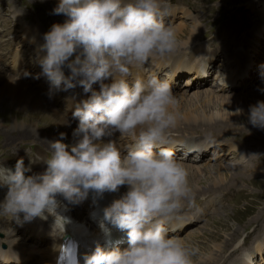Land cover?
<instances>
[{
  "label": "clouds",
  "instance_id": "9594fccd",
  "mask_svg": "<svg viewBox=\"0 0 264 264\" xmlns=\"http://www.w3.org/2000/svg\"><path fill=\"white\" fill-rule=\"evenodd\" d=\"M52 12L67 19L43 34L42 72L55 89L80 86L91 94L72 111L78 120L73 136L78 139L66 144L61 133L60 139L49 141L51 154L43 173L26 176L31 169L22 158L14 170L0 165V186L7 187L0 218L19 221L22 214L31 221L51 216L52 229L64 233L71 220L62 209L83 202L89 194L95 204L104 193L126 186L119 199L101 210L99 227L105 237L111 235L105 222L126 233L128 247L106 249L97 243L84 255V264H194L198 250L170 236L166 227L193 197L188 170L171 148L164 147L179 118L176 97L169 82L155 75L129 82L150 60L176 54L180 42L164 19L169 5L165 0H59ZM19 78L12 75L10 83ZM97 83L99 91L93 89ZM248 122L264 130V101L249 107ZM116 133L130 139L126 149L112 139L99 143ZM10 237V230L0 237V245H8L0 247V253H11L6 264L18 259Z\"/></svg>",
  "mask_w": 264,
  "mask_h": 264
},
{
  "label": "rangeland",
  "instance_id": "374dc122",
  "mask_svg": "<svg viewBox=\"0 0 264 264\" xmlns=\"http://www.w3.org/2000/svg\"><path fill=\"white\" fill-rule=\"evenodd\" d=\"M167 1L176 4L169 6L170 14L165 16V23L174 28L177 36H192L195 40L191 45L192 49L197 46L196 53L193 55L194 60L192 59L191 62L189 57L194 50L180 56L183 65L186 66L183 70L191 71L192 68L199 65L204 67L205 63L209 70L204 81H201L200 77L192 79L200 74L194 75L191 72L190 76H180L171 85L177 100V107L174 110L179 113V118L176 127L171 129L169 134L177 132L179 136L169 135L168 145L175 152L176 158L188 170L189 186L193 194L192 200L196 201L207 195H210V198L198 208L194 206V201L187 202L185 208L190 211L178 215V217H182L180 226L182 222L187 221V223L179 233L169 231V235L180 238L186 245L198 250L193 256L194 264H264V238L257 240L256 243L253 242L254 237L264 236V130L254 128L248 122L249 107L255 105L257 101H264V91H262L264 90V75L262 77V74L259 75L264 70V1L257 4L258 13L256 10H251L254 0ZM18 17H26L25 21L29 20L36 25L43 43V34L49 31L54 23H57L49 13L45 0H0V73L10 77L13 75V66L9 54H12L14 43L21 45L24 43V41L21 42V38H25L26 31H22V27L17 21ZM58 18L57 16V20ZM259 24H262L260 27L263 29L262 35L260 28L255 29V33L253 32L254 27ZM228 28H232L230 30L242 28L248 33L251 32L252 35L243 38L240 44H236L239 40L238 34L232 35L231 41L236 38L237 41L235 44L229 45L231 46L230 54L240 55L244 52L245 50L240 51V49L242 45L246 44L244 40L249 37L252 40L257 38L262 54L256 55L253 60L256 65L250 68V72L244 76V78L247 77L244 81H240L239 85L236 84L238 85L237 89L220 88L222 91L219 92L215 91V87H217L215 80L220 76L218 67L222 61L221 58L216 57L217 52L209 50V46L204 41L217 33L219 37H224V33L220 30ZM197 31H201L202 39L198 36ZM259 36L262 38L258 39ZM238 45L241 47L237 48ZM247 46L246 49H248ZM35 47L36 44L32 42L24 47L27 65L32 64L34 58L40 57L34 50ZM246 52L248 53V51ZM179 53L183 52L177 50L176 54ZM176 54L173 58L177 56ZM214 55L216 70L209 77ZM235 58L237 57L235 56ZM228 61L230 60L228 59ZM237 63L236 61V63L230 64L232 70L233 67L237 68V74L233 75L231 72L227 75H232L235 78L234 82L239 79L241 71L239 70L241 68L235 65ZM239 64L241 65V62ZM30 69V76H26V78L28 77L26 82L29 85L23 82L27 89L34 92L39 89L45 91L47 98H50L49 100L58 107L63 102L62 92L54 88L55 92L50 93L49 87L38 86L44 75L40 64L35 62L33 69ZM64 70L68 75L69 70L67 68ZM257 72L258 74H256ZM253 75L261 78L253 82L255 80L252 78ZM24 77L23 75L21 78ZM188 79H192L191 83L188 82ZM47 85L51 86L50 82H47ZM8 100L9 96L4 94L2 102L5 103ZM63 104L64 102L62 106ZM237 109L243 111L238 113ZM0 111L2 113V109ZM3 123V119L0 118V165L14 170L18 159L24 160L26 168L32 160L37 163L38 157L47 159L46 156L49 152L43 142L35 140L36 142L30 143L29 137L21 135V130H27L25 127L4 128L1 127ZM69 123L72 126L78 125L72 121ZM185 136H194L195 140L184 141L182 138ZM118 139V147L122 150L126 149L128 146L125 145H129L128 138ZM191 145H196L199 150L189 153L186 147ZM231 147H234L232 151L229 150ZM26 151H31V158L23 153ZM239 155L245 158L240 164ZM207 169L221 170L216 173H208ZM226 192L234 199L223 204L219 201ZM5 195L4 186H0V202L4 200ZM197 217L200 219L195 224L191 223ZM4 220L0 218V227H3ZM8 228L11 230L10 227ZM88 232L91 233V230L86 229V233ZM0 233L3 236L7 235L5 230H0ZM20 233L19 230L14 232L12 240L18 238L14 244L19 245L25 251H34L37 244L40 248L44 246L45 241L36 243L33 238ZM245 233H248V237L245 238L243 245H237L238 239ZM22 240H24V245ZM34 260L36 259L23 264H36ZM41 264H43L42 261Z\"/></svg>",
  "mask_w": 264,
  "mask_h": 264
},
{
  "label": "bare ground",
  "instance_id": "6f19581e",
  "mask_svg": "<svg viewBox=\"0 0 264 264\" xmlns=\"http://www.w3.org/2000/svg\"><path fill=\"white\" fill-rule=\"evenodd\" d=\"M45 1L47 2V7L49 10V13L52 14V17L54 18V20L57 23H63L67 19V17L62 15V14L61 15H55L52 12V10L58 5L59 0H45ZM57 16L59 17L58 20H57ZM24 19H26V17L25 18L18 17V19H17V21H19V23H20V27H22V31L26 30L25 31V38H21V42L24 41V43H22V45L20 43H18V44L14 43V49H17L20 47L24 48L26 45L25 43H27L30 40H32V43L36 44V47L34 48V50L39 54L40 57L34 58L35 60H33L32 64L25 66V68L27 69V72L29 73V68L33 69L35 62H36V64H39V59L45 53L40 51V45H42L43 42L41 41L40 34L38 32V28L36 27V25H34L33 22H31L29 20L25 21ZM26 24H28V25H26ZM198 32L199 31H197L198 36L202 39V33H200L201 31L199 33ZM262 32H263V29L260 28L261 35H262ZM250 37L248 38V41L246 42L247 45H250V50H249L250 53H246L244 51L240 55H233L234 57L235 56L237 57L234 59L233 62H232V59H229L231 61V63H236V61H237L238 63L235 65L238 68H241V69H239L241 71L239 73L240 75H239V79L237 80V82H234L235 78H233L232 75L227 76V75H229V73H231L232 67H230V68L225 67V65L223 63H221L218 67L220 69V73H219L220 76L231 77V79H230L231 84H238L240 78H243L244 76H246L247 72H250V68L256 65V63L253 62L256 55L262 54L260 52V44H259L258 40H256L257 38L251 40ZM260 38H262V36H259L258 39H260ZM177 39L181 44L179 46L178 50H181V52H183V54L187 53L188 51L194 50L193 53L191 52V56L189 57V59H190L189 61L191 62L193 59V55L196 53V47H197L196 46L194 49H192V47H191V45L195 41L194 38L192 36H189V35H184V36L180 35V36H177ZM200 41H202V40H200ZM245 45H244V47H245ZM35 51H34V54H35ZM178 55H181V54H177V56L173 59H175V63H178L177 68L183 70V69H185L186 66L183 65V63L180 59V56H178ZM35 56H37V55H35ZM213 57H215V55ZM239 62H241V65L239 64ZM199 66L192 68L191 71L193 72L194 75L200 74L197 77L194 76V78L200 77V80L204 81L205 80L204 78H207L208 73H209L208 72L209 71L208 66L206 65V63H205L204 67H202V65H199ZM234 69L237 70V68L233 67V70ZM12 74L13 75L18 74V72H12ZM256 74H258V72ZM261 74H264V70H262L259 75H261ZM29 76H30V73H29ZM262 76L263 75H261V77ZM28 77L18 79L15 83H10V78H12V77L8 76L7 74L0 73V109H2V113L0 111V118H2L4 121V123L1 125V127H4V128H8L10 126H12L13 128L25 127L27 130H21L20 131V132H22L21 135H24L27 138L29 137L30 143L36 142L35 140H38L37 142H40V141L43 142V144L46 146V149L49 152V154L46 156V158H48L50 156V149L48 146V142L60 139L61 138L60 134L64 133L65 135H64V139L62 142L69 144V145L75 143L76 139H78V138L73 136V130L77 126H72L71 123H69L71 121V119L68 118L66 110L64 108L60 109V106H62L63 102H61V104L58 105V107H57L56 104H54L52 101L49 100L50 98L49 99L47 98L45 91H42L41 89H39L38 91L35 90L37 92L36 93L31 89H27V87L25 86V84L23 82L28 84L26 82V79H28ZM261 77H256L255 75H253L252 78H255V80H253V82L258 81ZM245 78H247V77H245ZM244 79H243V81H244ZM131 81L132 80L130 77L129 82L131 83ZM47 82H50V81L48 80V78L45 75H43V80L41 81V84H38V86L41 85L42 88L49 87L50 93H54L55 92L54 88L52 86H48ZM188 82L191 83V80H189ZM241 82H242V80H241ZM104 83H111V80H106V81H104ZM215 85H216V82H215ZM215 88H216L215 91H219V92L222 91L221 89L218 88V86ZM93 89L96 91H99V84L98 83L94 84ZM60 92H64V94H66V95L67 94L77 95L79 93H81V94L85 93L83 91L82 87H80V86H77L76 88L68 90V91L60 90ZM4 94H7L9 96V100L6 101L5 103L2 102ZM88 94H91V93H88ZM63 98H64V95H63ZM62 101H63V99H62ZM118 138H120L119 133H116L112 137H104L101 141H99V143H107L109 141V139H112V140L116 141L117 146H119V143H118L119 139ZM120 141H123V140L120 139ZM127 142H128V144H130L131 143L130 139H128ZM188 142H190V141H188ZM122 144L124 145L123 142H122ZM125 146H129V145H125ZM169 146L170 145L166 144V147H169ZM186 149L189 153H194V152H196V150H199V148L196 145L187 146ZM23 153H25V155H29V158H31V155H30L31 151H26ZM33 155H35V154H33ZM36 156L38 157L37 154H36ZM239 157H240L239 158L240 159L239 164H240L242 159L245 160V158H243L241 155H239ZM5 159L7 160V158H5ZM38 159L39 160L37 163H36V161L32 160V162L28 164L27 168H30L31 170L25 174L26 176L33 175V174H41L45 171L46 164L44 161H46V160L42 159L41 157L40 158L38 157ZM220 170L221 169H207V172L208 173H216ZM4 191H5V193L7 192L6 186H4ZM126 191H127L126 186H122V187H120L118 192H112V193L106 192V193H104L107 196V202H105V205L106 204H107V206L110 205L113 200L119 199ZM211 193L214 194L215 192H211ZM215 194H217V193H215ZM88 199L89 198H87L85 200H88ZM194 200H192V201H194ZM187 202L188 201L184 202L183 210L179 213L180 215H182L183 212L187 213V211H190V209L185 208V205ZM62 203H64V202L62 201ZM80 213H82V215H80ZM61 214L65 215V216H70L75 220V222H78V223L80 222L82 225L87 226L85 228H81V232H83V234H85V235L81 236L79 238V245L88 244L90 246L89 248H90L91 252L94 250L97 243L100 244L101 247L108 249L109 245H104L103 242L101 243L100 235L91 226V219H89L85 215V213L81 210V207L79 206V204L68 205L66 210H63V209L61 210ZM199 219H200V217H197L196 219H193V221H191V223L195 224L196 221ZM13 220H7V219L4 220L5 222L3 223V227L5 226L4 230L7 231V235H8V231L10 230L8 227H10L11 228V230H10L11 237L10 238L11 239L14 237V232L15 231L18 232V230H19V232L29 236L28 233L24 230V228H20L18 225L14 224V222H16L17 220H15L14 222H13ZM47 220H48V222L46 224H42V226L50 229V228H52L54 218L49 216ZM17 222H20L23 225H26V224L27 225H29V224L35 225L36 224L37 229H38V223L39 222L37 220L32 219L31 221H25L22 214L19 218V221H17ZM185 223H187V221L181 223L182 225L180 226V229H182V226L185 225ZM10 225H12V226H10ZM166 227L171 232L175 231L174 229L169 228L167 225H166ZM86 229L91 230V233H89V232L86 233ZM180 229L176 230V233H179ZM0 230H1V227H0ZM13 230H14V232H13ZM34 231L35 230H33V232ZM65 232H70V231L68 229H65ZM7 235H6V237H7ZM30 238H33V241H35L36 243L45 241L44 246H42L41 248L37 244L34 251H29L31 253H35L38 255L41 254V258L45 260L44 264H47L48 259H52L53 256L55 255V253L59 252L58 244L55 241H53V239L50 237L41 238L39 236H32ZM16 240H18V238L14 239L15 242H16ZM4 242H7V241L5 240ZM7 243L11 244V241H9ZM22 243L24 245V240H22ZM125 244L116 245L115 247H119L121 250H123V249L128 247L127 242ZM12 246H16V244L13 243ZM111 247L112 246H110L109 248H111ZM84 253L88 254L86 252H84ZM34 261L36 262V264H41L40 259H36ZM81 262H82V264H84L83 259L79 260V264H81ZM75 263H76V261H75ZM10 264H13V263H10Z\"/></svg>",
  "mask_w": 264,
  "mask_h": 264
}]
</instances>
